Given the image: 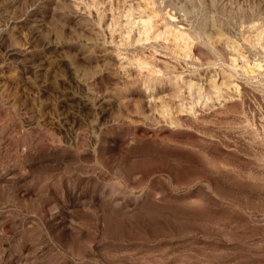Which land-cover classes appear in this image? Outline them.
I'll return each instance as SVG.
<instances>
[{
	"label": "rangeland",
	"instance_id": "374dc122",
	"mask_svg": "<svg viewBox=\"0 0 264 264\" xmlns=\"http://www.w3.org/2000/svg\"><path fill=\"white\" fill-rule=\"evenodd\" d=\"M0 264H264V0H0Z\"/></svg>",
	"mask_w": 264,
	"mask_h": 264
}]
</instances>
